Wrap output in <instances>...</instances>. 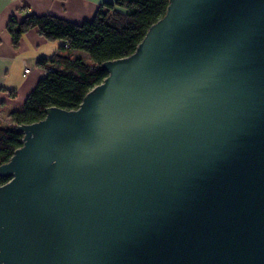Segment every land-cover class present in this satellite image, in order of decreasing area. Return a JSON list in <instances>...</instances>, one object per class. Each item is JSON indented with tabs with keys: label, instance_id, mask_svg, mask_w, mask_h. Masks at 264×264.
Instances as JSON below:
<instances>
[{
	"label": "water",
	"instance_id": "water-1",
	"mask_svg": "<svg viewBox=\"0 0 264 264\" xmlns=\"http://www.w3.org/2000/svg\"><path fill=\"white\" fill-rule=\"evenodd\" d=\"M101 67L16 127L0 264H264V0H170Z\"/></svg>",
	"mask_w": 264,
	"mask_h": 264
},
{
	"label": "trees",
	"instance_id": "trees-1",
	"mask_svg": "<svg viewBox=\"0 0 264 264\" xmlns=\"http://www.w3.org/2000/svg\"><path fill=\"white\" fill-rule=\"evenodd\" d=\"M169 1L105 2L91 19L81 23L51 14H28L21 20L12 17L7 29L15 46L31 29H36L46 40L61 44L49 59L39 60L38 64L46 71L44 76L30 91L23 106L10 112L9 122L0 124V165L9 161L23 145V133L17 130L18 125L42 120L49 107L77 109L84 96L107 77L102 63L132 54L149 27L164 16ZM71 51L79 54L73 55ZM7 181L0 177V185Z\"/></svg>",
	"mask_w": 264,
	"mask_h": 264
},
{
	"label": "crops",
	"instance_id": "crops-1",
	"mask_svg": "<svg viewBox=\"0 0 264 264\" xmlns=\"http://www.w3.org/2000/svg\"><path fill=\"white\" fill-rule=\"evenodd\" d=\"M114 0H0V124L9 122L11 111L20 109L45 69L38 64L58 51L60 41H48L36 29L24 33L17 46L7 25L28 14H51L71 22L91 19L100 5ZM73 55L79 53L70 52ZM83 56L86 57L85 54ZM29 73H25L26 68Z\"/></svg>",
	"mask_w": 264,
	"mask_h": 264
},
{
	"label": "built area",
	"instance_id": "built-area-1",
	"mask_svg": "<svg viewBox=\"0 0 264 264\" xmlns=\"http://www.w3.org/2000/svg\"><path fill=\"white\" fill-rule=\"evenodd\" d=\"M29 72H30V68L27 67V68L25 69V73H29ZM45 72H46V71H45Z\"/></svg>",
	"mask_w": 264,
	"mask_h": 264
},
{
	"label": "rangeland",
	"instance_id": "rangeland-1",
	"mask_svg": "<svg viewBox=\"0 0 264 264\" xmlns=\"http://www.w3.org/2000/svg\"><path fill=\"white\" fill-rule=\"evenodd\" d=\"M58 51H59V48H58ZM75 52L79 53V51H75ZM63 53H68V51H67V52H66V51H64Z\"/></svg>",
	"mask_w": 264,
	"mask_h": 264
}]
</instances>
